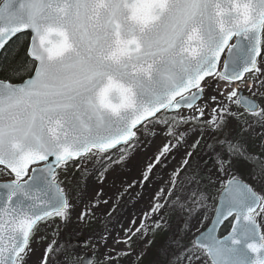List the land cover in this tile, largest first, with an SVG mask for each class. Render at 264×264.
<instances>
[{"label": "snow or ice", "instance_id": "snow-or-ice-1", "mask_svg": "<svg viewBox=\"0 0 264 264\" xmlns=\"http://www.w3.org/2000/svg\"><path fill=\"white\" fill-rule=\"evenodd\" d=\"M24 33L22 55L0 77V264H29L41 223L70 218L61 179L70 162L107 171L142 138L161 136L133 183L150 182L187 147L180 166L103 264H138L136 241L176 207L189 220L166 264H264V140L258 151L240 134L217 140L208 177L184 176L205 129L221 131L228 117L241 132L264 129V0H4L0 50ZM210 200L214 215L200 218ZM225 222L230 230L218 233ZM99 242L107 246V235ZM65 247L52 240L38 264L59 261Z\"/></svg>", "mask_w": 264, "mask_h": 264}, {"label": "rangeland", "instance_id": "rangeland-1", "mask_svg": "<svg viewBox=\"0 0 264 264\" xmlns=\"http://www.w3.org/2000/svg\"><path fill=\"white\" fill-rule=\"evenodd\" d=\"M3 1L0 0V4ZM27 39L29 36L24 39L23 43ZM208 95L211 93L209 92ZM224 128L227 129L226 136L242 135L252 151H258V146L264 140V137L261 136L264 129L253 124L250 129L241 132L240 123L232 117L227 118ZM221 134L213 132L211 129H205L200 146L191 157L189 170L184 173L185 177H195L196 180L208 177L209 170L212 168L210 163L205 165V162L212 157V149L209 145L220 140ZM197 135L198 133L190 135L188 143L191 144ZM162 140V136L155 139L142 138L139 147L130 151L125 160L117 165L109 166L107 171L103 169L97 171V166L86 162L78 168L70 162L67 172L61 175V179L65 180L72 191L74 208L70 218L66 221L57 218L54 223H41L37 242L32 245L35 251L29 264H38L40 256L52 240L66 246L60 260H54L53 264H103L106 253L110 252L113 247L117 252L124 249V244L115 245L114 241L125 235L124 230L130 227L131 216L135 215L141 218L145 213H148L156 192L159 188L166 186L170 174L173 169L180 166L187 150V147H182L173 152L164 165L155 168L150 182L133 184V181L141 179V172L150 162V158L156 154ZM101 173H103V178ZM114 177H118L119 182L114 193L110 195L109 202L108 199L99 201V206L103 208L102 213H99L96 206L92 207L94 204L93 194L103 185L111 188L113 183L110 182V178ZM211 178L214 179V174ZM7 179L8 177L0 172V182ZM129 185L132 186L129 187ZM192 187L195 185L193 184ZM201 187H207L206 179ZM214 206L215 201L210 200L208 206L200 210V218L207 215L210 220L214 215ZM85 208H92L94 215L90 214L81 220L80 212ZM162 215V220L160 215L153 217L155 220H160L161 226L155 231L147 232L134 245L137 255L142 254L138 264H166V252L169 246L184 235V230L187 228L186 221L189 220L185 211L179 207L166 208ZM121 218H125L126 222H119ZM145 222L152 224V219H147ZM105 234L107 235V246L99 242L100 236ZM84 259L85 262H83ZM135 260L136 256H129L114 261V264H133Z\"/></svg>", "mask_w": 264, "mask_h": 264}, {"label": "trees", "instance_id": "trees-1", "mask_svg": "<svg viewBox=\"0 0 264 264\" xmlns=\"http://www.w3.org/2000/svg\"><path fill=\"white\" fill-rule=\"evenodd\" d=\"M28 35H21L16 38L12 44H10L7 50H4L0 55V77L7 76L10 74L9 68L13 63L14 58L17 56V53L20 52L21 55L23 53V45L28 41L23 43L24 39L27 38ZM217 133H222L219 139H223L227 135V129L223 128L221 131ZM230 226L227 223L224 228L221 230V234L226 233L229 230Z\"/></svg>", "mask_w": 264, "mask_h": 264}, {"label": "bare ground", "instance_id": "bare-ground-1", "mask_svg": "<svg viewBox=\"0 0 264 264\" xmlns=\"http://www.w3.org/2000/svg\"><path fill=\"white\" fill-rule=\"evenodd\" d=\"M110 182H112L113 183V185H112V187L110 188L109 186H107V185H103L101 188H99L97 191H96V193L95 194H93V200H94V203H95V201H97V200H99V201H103V200H107L108 199V202H109V200H110V195L112 194V193H114V191H115V187L117 186V184H118V182H119V179H118V177H114V178H110ZM134 182V181H133ZM111 183V184H112ZM133 184H135V183H133ZM101 189L103 190V191H101ZM97 193H99V196H97ZM129 194H130V192H129ZM96 207H97V211L99 212V213H102V211H103V208L101 207V206H99V204H97L96 205ZM133 220H135L136 221V223H139L140 222V218H138V217H136L135 215H133V216H131L130 217V220H129V223L131 224V222L133 221ZM119 222H126V220H125V218H121L120 219V221Z\"/></svg>", "mask_w": 264, "mask_h": 264}, {"label": "water", "instance_id": "water-1", "mask_svg": "<svg viewBox=\"0 0 264 264\" xmlns=\"http://www.w3.org/2000/svg\"><path fill=\"white\" fill-rule=\"evenodd\" d=\"M4 2V1H3ZM2 2V3H3ZM2 3L0 4V5H2ZM24 34H27V33H24ZM30 38V37H29ZM4 50H0V55L2 54V52H3ZM4 182V181H3ZM226 223V222H225ZM224 226V224L223 225H221L219 228H218V233H220V230L222 229V227ZM230 230V229H229ZM227 234V233H226Z\"/></svg>", "mask_w": 264, "mask_h": 264}]
</instances>
